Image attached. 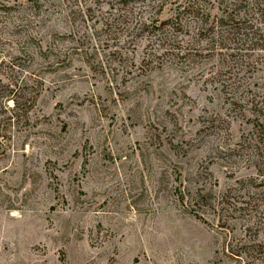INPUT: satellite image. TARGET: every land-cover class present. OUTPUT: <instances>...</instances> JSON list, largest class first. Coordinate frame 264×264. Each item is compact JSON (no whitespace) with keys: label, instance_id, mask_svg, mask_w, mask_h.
Wrapping results in <instances>:
<instances>
[{"label":"rangeland","instance_id":"1","mask_svg":"<svg viewBox=\"0 0 264 264\" xmlns=\"http://www.w3.org/2000/svg\"><path fill=\"white\" fill-rule=\"evenodd\" d=\"M191 4L228 10L0 0V85L31 102L0 132V264H246L228 245L263 242L264 150L241 98L264 49L217 78L231 50L197 39ZM248 7L234 14L263 29Z\"/></svg>","mask_w":264,"mask_h":264},{"label":"trees","instance_id":"2","mask_svg":"<svg viewBox=\"0 0 264 264\" xmlns=\"http://www.w3.org/2000/svg\"><path fill=\"white\" fill-rule=\"evenodd\" d=\"M218 1L220 3H224L228 10L225 11L224 15H220V17L215 20L212 18L210 19V17H204V14L200 12V8L197 4L189 5L187 10L189 13H192L195 19L194 22L197 24L194 35L198 40H208L207 45L211 50H216L215 47L219 52H221V48L231 50L230 53H224L217 58V62H219L217 64V70L214 73L217 78H220L231 72L234 68L233 66L236 68L243 66L254 67L256 64L257 58H251L247 53L251 50L264 49V28L261 29L258 25L249 22V19H245V17L241 20L236 14H234V11L249 1V7H252V12L259 11L261 15L260 18L264 20V0ZM246 15V12H244V16ZM230 41L233 42V47L229 46ZM233 51L240 54V56L237 60L232 62L234 58L232 53ZM2 62L4 61L1 60L0 63ZM5 65L10 68L11 71L12 68L18 67L12 60L5 63ZM238 73V71H235V74ZM13 78H11L10 75L8 76L6 88H3L0 85V88L2 89L0 101L4 103L3 106H5V109L9 112V116L7 117H4L0 113V132L5 127L13 126L16 123H19L20 120L26 116L29 109L28 105L31 103L29 101L30 97L26 96L23 88H20V90L16 89V87H18L16 86L17 81ZM237 84L238 85L236 87L239 86L238 81ZM244 90V97L241 99H246L248 106L251 110H253L252 113L254 116V123L252 127L256 131L255 133L258 138L256 142L258 143V148L260 145V150H264V80L257 88V91L253 90L251 85L246 86ZM231 98L234 99L235 96L232 95ZM236 100L239 101V98H236ZM8 101H12L11 106L7 105ZM260 118H262V120H260ZM227 250L236 259H247V261L244 262L246 264H252L255 261L257 264H264V233L263 242L237 243L233 248L231 245H228Z\"/></svg>","mask_w":264,"mask_h":264}]
</instances>
